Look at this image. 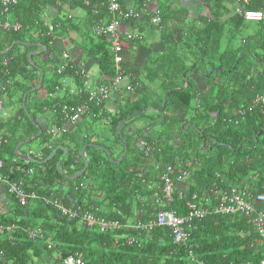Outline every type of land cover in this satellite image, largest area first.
I'll return each instance as SVG.
<instances>
[{"label":"trees","instance_id":"16d2710c","mask_svg":"<svg viewBox=\"0 0 264 264\" xmlns=\"http://www.w3.org/2000/svg\"><path fill=\"white\" fill-rule=\"evenodd\" d=\"M102 1L21 0L12 6L10 18L20 22L22 29L0 31V58L11 60L10 85L0 92V101L5 105L7 100L18 109L8 119L0 120V174L22 181L25 172L32 169L35 175H27V191L71 207L75 199L77 207L94 213L91 198L100 194L103 200L99 209L104 210L98 215L124 226L148 222L162 209H171L179 216L188 212L179 196L170 206L161 204L162 175L170 166L189 173L188 197L197 195L204 206L210 198L213 205L217 203L215 192L222 194L234 188L248 187L255 196L264 194V112L253 106L264 95V19L247 21L244 14H234L233 4L240 6L235 0H205L211 15L200 19L202 27L197 30L183 15L177 20L169 16L167 5L161 7L157 25L151 23L150 15L145 18L162 31L170 26L169 34L160 32L164 54L155 60L149 58L142 71L125 61V75L134 90L121 87L111 95L108 103L115 100L114 112L93 107L99 117L90 122L108 128L115 142L90 132L89 121L85 120L78 124L86 123L79 132L69 130L52 140L46 136L38 115H52L54 122L50 125L60 126L65 106L89 102L88 93L71 94V88L84 87V80L76 74L78 64L59 74L63 63L59 55L56 67L50 66L55 58L54 41L73 27L71 15L81 12L88 17L92 42L83 53L86 59L97 62L104 77L101 83L109 85L116 76L109 42L91 35L95 22L107 14ZM248 1L244 10L264 14V0ZM147 2L138 1V10L144 11ZM49 9L68 15H60L48 25L44 17ZM231 13L233 16L226 19ZM39 44L48 52L30 60L29 54L42 49ZM44 65L53 73L50 80ZM42 79L41 89L46 88L48 98L38 100L31 94ZM68 81L74 83L73 87L67 85ZM149 113L157 117L151 118ZM136 119L142 122L129 129ZM35 136L41 140L42 156L27 162L17 154V147ZM141 141L154 151L147 154L141 150ZM85 147L86 159L81 155ZM117 148L120 153L115 156ZM65 149L68 155L59 170ZM56 150L55 157L45 163ZM106 150L114 161L125 153L126 157L118 164L111 161ZM86 162L87 171L73 181L71 178L86 168ZM37 202L35 207L33 202L21 207L16 201L18 219L3 216L0 220L4 237L0 240V264H62L71 255H79L85 264H264V246L258 243L259 236L244 215L208 214L189 229L186 246L176 244L167 228L144 233L138 242L129 244L127 239L136 235L135 231L123 228L101 232L78 226V221L63 219L55 206ZM8 227L14 230L9 232ZM37 228L42 229V240H29L27 231Z\"/></svg>","mask_w":264,"mask_h":264},{"label":"built area","instance_id":"2783aa9c","mask_svg":"<svg viewBox=\"0 0 264 264\" xmlns=\"http://www.w3.org/2000/svg\"><path fill=\"white\" fill-rule=\"evenodd\" d=\"M21 0H0L2 11L0 13V31L17 32L22 29V24L18 21L12 22L10 19V11L13 5H17ZM239 6L238 13L244 14L247 21H261L264 19L262 11L244 10L243 5H248V0H235ZM242 5V6H241ZM102 8L105 9L109 20L105 18L99 20L92 26V34L98 39H106L111 51L114 54V68L116 76L109 81V85L100 83L96 85L92 81V76L87 71L84 64H77L69 53H63V63L58 68V73L62 74L68 68H75L77 66L76 74L84 80L83 88H72L71 94L88 93L89 102L78 106H65L62 110V127H54L47 130V135L54 139L69 131V127L75 126L82 122L87 117L92 119L99 117L94 112L93 105L101 110L106 107L111 95L118 92L121 87H126L128 91L133 90V86L125 75L123 67V39L132 40L135 38L132 34L124 36L121 32V25L124 22H134L143 20L144 13L148 11H140L135 8L125 7L119 0H103ZM148 8V4L146 5ZM160 22L159 12L152 17V24L157 25ZM10 64L9 58H0V92L6 91L10 85ZM253 106L264 112V95L258 97ZM6 116L5 105L0 101V120ZM106 121V120H105ZM49 147V144L47 143ZM139 148L147 154L154 150L144 141L138 144ZM40 156V155H39ZM32 174V171L25 172L24 180H9L8 177L0 175V188L7 190L8 194L15 197L22 207H26L31 201L38 200L40 197L36 193H28L25 190L27 175ZM188 172L177 167H168L162 175V182L164 184L163 197L161 204L163 206H170L176 196L185 202L188 213L185 216H179L171 209L159 210L153 219L148 222L138 221L132 225L124 226L118 221L106 220L96 217L90 212H84L80 207L68 209L64 207L61 202H51L44 200L58 209L63 219L70 222L80 220L82 225L89 229H98L101 232H118L123 228L130 231H135L137 234L127 239L129 244H134L139 241L142 234H150L159 228H167L171 231L173 241L176 244L186 246L190 238L189 229L193 228L196 221H201L208 214H218L223 216L244 215L252 224L253 230L259 236L258 243L264 246V194L255 196L250 193L249 188L232 189L230 192L223 194L215 192L216 204L210 199L206 200V205L200 204L197 201V195L188 197V194L183 187L188 178ZM261 206L260 208L258 206ZM41 229H34L28 232V238L37 241L42 235ZM62 264H85L84 260L79 255H71L64 259ZM203 264V263H201Z\"/></svg>","mask_w":264,"mask_h":264},{"label":"crops","instance_id":"0c3cea01","mask_svg":"<svg viewBox=\"0 0 264 264\" xmlns=\"http://www.w3.org/2000/svg\"><path fill=\"white\" fill-rule=\"evenodd\" d=\"M120 1H122L123 5L126 6L127 8H135L137 10L139 8V7H137L138 6L137 2L140 0H120ZM147 1H148L147 2L148 8H146V9L143 8V9L148 11V13L147 14L144 13L143 21L124 22L121 25V32H123L124 36L127 33L135 36V38H133L132 40H129L127 38L123 39L124 62L125 61L131 62V64L135 68L140 69V71H142L143 68L148 64L147 61L149 58L155 60L158 57H162V55L164 54V51H163L164 50V44H163V40H162V36H161L160 32H162L163 34H164V32H166V34H169V28H170V26H166L162 31L160 28L153 26L150 23H148V20L144 21L147 16L150 15L151 18L154 17V15L157 14V12L162 10L161 7H163L164 5H167V6H169V9H168V11L170 13L169 16H174L175 19L177 20V19H180V15H183L185 17L186 23L187 24L189 23V25H191V27L193 29L197 30L198 27H202V24L199 23L200 19L204 18V17H210V15H211L210 14L211 8L208 5H206L205 0H147ZM235 3H236V1H235ZM233 6L235 9V10L233 9L234 14L235 13L238 14L239 8H237L236 5H234V4H233ZM66 14L68 15V12L60 14V12H58L57 9H49V10H47L44 18H45V21L47 22V24L51 25L52 22L57 17H59L60 15L66 16ZM69 15H71V14H69ZM71 16H74L73 17V19H74L73 20V27L70 26L69 29H67V31L65 32V36L57 38L54 41V43L59 42L61 44V46H62L61 57H63V53L71 54V57L73 58V60L75 61L76 64H78V65L84 64V66H86L87 71L92 76V81L96 85H99L101 83V81L104 79V77H102L100 74L98 64L95 60L86 59L84 57V53H83L84 49H86L88 46H90V43L92 42L90 37H89L90 31H89L88 23H87V21H89L88 17H86V14H83L81 12L80 13H74ZM231 16H233V13L226 15L225 18L228 19ZM10 17H11V15H10ZM109 17L110 16L106 14L105 19L109 20ZM10 20L12 22L15 21L13 18ZM95 23H97V21ZM91 35H92V33H91ZM109 47H110V44H109ZM124 62H123V67H124ZM113 65H114V63H113ZM70 83L74 84L72 81H68L67 85L73 87V85H71ZM73 88H75V87H73ZM133 90H134V87H133ZM61 93L64 94V92H61ZM62 94L59 93V95L61 97L63 96ZM26 100H27V98H26ZM25 103H26V101H25ZM24 106H25V104H24ZM94 106L95 105H93V107ZM116 110H117V104H116L115 100L112 99L110 101V103L106 104V107L103 110L100 109V112L101 111L114 112ZM94 112H96L99 115L98 111L94 110ZM10 116H11V114H10ZM94 119H96V118H94ZM91 120H93L92 117H87L85 119V121H89V124L91 127L90 132H93L94 130H96L94 133L101 134V136L104 138H109V139L111 138V132L108 128H106L105 126H101L100 123L94 124V123L90 122ZM38 121H39V125H41L42 129H44L46 131V136H48L47 135L48 129L54 128L55 126L57 127V125H55L53 127H52L53 124L50 125L52 121L54 122V117L52 115L51 116H47V114L38 115ZM105 122L106 121H104V123ZM79 123L81 124V122H79ZM79 123H77L75 126L69 127V130L73 131L74 133L79 132L81 130L80 127H82L83 125L86 124V123H84L82 125H78ZM63 124L58 126V127H62ZM62 135H64V134H62ZM62 135H60V136H62ZM39 136H40V133H39ZM39 136L33 137L34 139L31 138L30 140H32V139L33 140L31 142H29V140H28V143H27V144H29V143H32L34 141H39V146H40L39 150L31 148L30 146H28L27 148L24 149L25 150L24 152H21V149L23 148V146H25V144L24 145L20 144L21 148L19 151V155L23 156V158L25 156L26 157L28 156L30 158L32 157L33 159H35V157H37L39 155L41 157L42 156L41 140H37ZM52 139H54V138L52 137L51 140ZM45 146H47V144ZM116 152L120 153V150L117 148ZM85 158H86V154H85ZM178 169H182V168H178ZM182 170H185V169H182ZM29 171H32V174L28 175V177L31 178L32 176L35 175V173L32 169ZM188 177H189V175H188ZM187 186H188V178H187L185 186L183 187V190H185L186 192H187ZM25 190L27 191L26 186H25ZM27 192L28 193H35V192H29V191H27ZM223 193H225V192H223ZM43 196H45V195H43ZM43 196H39L40 198L38 200L36 199L34 201H31L34 204L32 207H35L38 205L37 201H44L45 199L47 200V197L46 196L43 197ZM15 200L18 202V200L15 197L8 194L7 190L0 188V220L2 219L3 216L7 217L9 220H15V218L18 219V217H19L18 213H17L18 208H16L17 203ZM102 200H103V198L101 197L100 194H96V195L94 194L91 198V201L95 203L93 208L96 209L97 214L94 213L93 210H83V209L82 210L84 212H90L93 215H95L96 217H99L101 219H106L105 217L98 215L99 211L104 210L103 207H101L99 209V205L101 206ZM56 201H58V200H56ZM52 202H55V201L53 200ZM59 202H61V204L68 209H73L74 207L79 208V207H77V205H79V202H77V200H75V199L72 200V202H71L72 207L65 205L62 201H59ZM258 207L260 208L261 206L259 205ZM57 211H58V209H57ZM58 213H59V211H58ZM106 220H108V219H106ZM77 221H78L77 222L78 226L79 225L83 226L80 220H77ZM137 222H130V224H128V225H132V224H135ZM13 227H15V226H13ZM13 227H8L7 230L9 232H11L12 230H14ZM83 227H85V226H83ZM29 231H27V238H28V232ZM2 232H3V227L0 226V240H2L4 238L2 236ZM42 236H43V233H42L41 237ZM51 239H52V237L50 238V240ZM29 240H31V239H29ZM38 240L40 241L42 239L40 238ZM31 241H35V240H31ZM46 242H47V240H46ZM35 261H36V259H35ZM44 262H45V264H47V261H44ZM41 264H43V263L41 262Z\"/></svg>","mask_w":264,"mask_h":264},{"label":"rangeland","instance_id":"374dc122","mask_svg":"<svg viewBox=\"0 0 264 264\" xmlns=\"http://www.w3.org/2000/svg\"><path fill=\"white\" fill-rule=\"evenodd\" d=\"M26 41H29V39H26ZM21 50L22 51H24V50H26L24 47H22L21 46ZM52 51L54 52V54H55V58L50 62L51 63V67L53 66V67H56V65H57V62H58V59H59V55H61L62 54V46H61V44L59 43V42H56V43H54V45L52 46ZM54 63V64H53ZM43 68L46 70V72H47V80H50V79H52L53 78V73L51 72V70H49V71H47V65H44L43 66ZM49 69V68H48ZM71 84V83H70ZM71 85H73V84H71ZM34 91V90H33ZM36 91V92H35ZM34 92L35 93H33V94H31V95H33L32 97H36L38 100H43V99H46V98H48V96H47V91H46V88L44 87V88H40V89H37V90H35ZM5 102V113H6V116H5V118H9V116H10V114L12 115L13 114V111L15 110V109H18V105H9L8 103H7V100L6 101H4ZM149 112H152V111H149ZM148 116H150L151 118H156L157 116L154 114V113H149L148 114ZM141 119V118H140ZM140 119H136V120H133L129 125H128V127H129V129L130 128H135V126L137 125V124H139V123H141L142 121H140ZM157 130L158 131H160V130H162L161 129V127H157ZM96 130H94L93 132H95ZM110 142L111 143H113V142H115V140L113 139V138H110ZM110 142H108V144L107 145H109L110 144ZM168 144V143H167ZM167 144H164L165 146H167ZM28 146H30L31 148H34V149H37V150H39V141H34V142H32V143H29V144H26L25 146H23V148L21 149V152H24L25 150V148H27ZM118 152H116V154H115V156H118L119 155V153L117 154ZM132 159V157L130 158V160ZM86 184H89V183H87L86 182Z\"/></svg>","mask_w":264,"mask_h":264},{"label":"water","instance_id":"95a60500","mask_svg":"<svg viewBox=\"0 0 264 264\" xmlns=\"http://www.w3.org/2000/svg\"><path fill=\"white\" fill-rule=\"evenodd\" d=\"M39 46L42 48V50H39V51H36V52H32L31 54H29V58H30V60H32V58H33V56H36V55H39V54H41V53H47L48 52V48L47 47H45V46H43V45H41V44H39ZM13 47V46H12ZM12 47L11 48H9L6 52H3V54H7L11 49H12ZM42 76H43V74H42ZM42 83H43V79L41 80V82H40V84L35 88V90H37V89H40L41 88V86H42ZM124 87V86H123ZM26 98H27V95H25V97H24V104H25V101H26ZM167 101V98H166V100H165V102ZM143 113V112H142ZM126 123V121H124V122H122L119 126H118V128H117V131L121 128V126L123 125V124H125ZM42 132H40V134H41ZM34 139V138H33ZM32 139V140H33ZM32 140H29V142H31ZM20 148H21V145H19L18 147H17V154H19V151H20ZM104 149V148H103ZM85 152H86V147L85 148H83V150H82V152H81V155L84 157V159H86L85 158ZM106 152H107V154L110 156V159H111V161H114L113 159H112V157H111V154H110V152L108 151V150H106ZM56 153H57V150L45 161V163H47L48 161H50L52 158H54L55 157V155H56ZM67 155H68V151L65 149V153H64V155H63V157L61 158V160H60V162H59V164H58V169L60 170V163L62 162V160L63 159H65L66 157H67ZM126 157V153L121 157V159L119 160V161H114V162H116V163H121L123 160H124V158ZM23 159H25L27 162H34V159L33 158H30V157H24ZM88 167H89V163L88 162H86V168L82 171V172H79L77 175H75V176H73L71 179L73 180V181H75V180H77L78 178H80L86 171H87V169H88ZM11 180V179H10Z\"/></svg>","mask_w":264,"mask_h":264},{"label":"clouds","instance_id":"9594fccd","mask_svg":"<svg viewBox=\"0 0 264 264\" xmlns=\"http://www.w3.org/2000/svg\"><path fill=\"white\" fill-rule=\"evenodd\" d=\"M12 181V180H11Z\"/></svg>","mask_w":264,"mask_h":264}]
</instances>
